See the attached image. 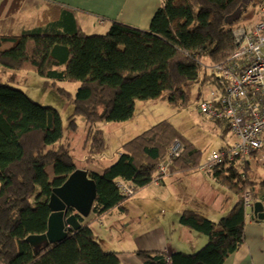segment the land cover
Masks as SVG:
<instances>
[{"label": "trees", "instance_id": "16d2710c", "mask_svg": "<svg viewBox=\"0 0 264 264\" xmlns=\"http://www.w3.org/2000/svg\"><path fill=\"white\" fill-rule=\"evenodd\" d=\"M240 3L162 0L145 31L113 21L105 35H87L70 13L20 35H0V264H120L119 253L105 251L90 225H82L85 219L81 216L78 231H69L66 240L39 255L26 241L31 235L47 232L53 190L63 186L79 167L60 112L36 103L9 82L3 83L2 76L9 72L8 79L13 81L19 72H29L47 83H79L73 99L66 89L58 88V92L75 104L69 127L76 130V117L85 120L86 162L90 164L106 146L98 124L133 119L137 101L166 96L171 104L184 107L188 84L211 82L218 87L215 74H202L204 65L212 69L233 57L237 50L234 28L253 18L264 0H252L242 18L228 25L225 18ZM19 9L18 3L11 6L10 19ZM250 9L254 14L247 16ZM216 122L229 128L228 123ZM177 140L184 149L179 158L171 159L169 150ZM122 149L118 162L103 174L88 173L97 185L92 211L97 218L113 210L126 213L127 201L155 183L161 164L170 163L168 174L187 171L199 167L202 156L168 121L125 142ZM48 166H53L52 178ZM207 173L237 196L235 208L218 222L196 211L184 212L180 224L207 236V245L194 254L139 251L144 264H224L243 247L244 196L255 183L249 179L247 167L227 161ZM119 179L133 184V197L120 189Z\"/></svg>", "mask_w": 264, "mask_h": 264}, {"label": "crops", "instance_id": "0c3cea01", "mask_svg": "<svg viewBox=\"0 0 264 264\" xmlns=\"http://www.w3.org/2000/svg\"><path fill=\"white\" fill-rule=\"evenodd\" d=\"M17 3L20 4V9L10 19L8 15L10 8ZM161 6L162 0H0V35H20L43 27L42 25L57 22L70 13L74 15L84 32V29L89 27L100 29L102 28L100 26L108 30L113 21L145 31L150 29L152 18ZM255 16L256 19L249 22L248 26L258 19V13ZM89 19L92 22L85 28L83 23ZM239 26H245L244 22L234 29ZM134 137L136 136H131L125 142ZM122 152L123 149L118 155L119 158ZM206 163L207 160L205 163L202 162L201 156L199 167L187 171H170L160 184L153 183L132 198L134 202L128 204L134 209V217L130 219L132 222L135 221L130 232L132 235L118 240L111 231L109 236L120 248L112 251L119 253L120 264H144L137 255L139 251L194 254L207 245V236L180 224L181 215L186 211H196L218 222L235 208L238 198L233 192L220 185L211 173L200 170V167ZM88 167L82 169L88 173L103 174L104 172ZM197 170L203 175L199 177L195 173ZM247 172L249 179L255 183L253 190L251 188L255 197L254 203L260 202L264 213V168L252 163L247 166ZM49 176L52 178L50 174ZM127 208L126 213L113 210L100 218L91 213L82 225H90L105 250L103 229L109 216L116 211L130 216V208L128 206ZM149 212L155 218L152 219V216L148 215ZM245 223V244L224 264H264V219L254 218L253 212V218H246Z\"/></svg>", "mask_w": 264, "mask_h": 264}, {"label": "rangeland", "instance_id": "374dc122", "mask_svg": "<svg viewBox=\"0 0 264 264\" xmlns=\"http://www.w3.org/2000/svg\"><path fill=\"white\" fill-rule=\"evenodd\" d=\"M260 8L261 5L256 8L257 12L255 14L259 13ZM253 14L252 9H250L247 16ZM254 19H256L255 15L253 18L251 16V19L249 18L247 21H244L245 26H248L247 24ZM91 22V19L86 20L83 26L86 28ZM100 27L102 28L94 29L93 27H89V29L84 30L88 35H105L109 31V29H103V26ZM202 74L212 76L213 70L211 66L204 65ZM8 75L9 72L2 76L1 80L3 83L6 84L9 82L8 84L24 91L36 103L43 106L55 107L60 112L64 123L65 135L71 142V154L75 158L79 169L87 168L89 164H87L86 158L88 157L89 151L88 148L85 147L87 132L85 120L83 117H76V130H72L69 127V120L75 112V104L73 100L65 98L58 92V88L66 89L72 93L73 99L75 98L74 96L80 84L67 82H57L53 84L54 82L50 80H48L49 82L47 83L45 78H42L36 73L29 72H19L17 78L13 81L8 79ZM214 89L215 84L211 82L205 84H188L185 88L187 102L184 107L171 104L166 96L159 100L137 101L133 119L127 122H103L98 124L97 128L103 131L102 134L105 138L106 146L105 150L98 154L96 161L88 168L92 167V169L104 171L111 167L118 162V155L122 150V145L125 140L131 138V136H138L163 121H168L182 138L193 144L196 149L202 150V162L205 163L214 153H219L222 148L230 147L235 142L232 131L226 125L223 127L220 126L216 121L202 115L198 110V106L202 101L211 99L210 93L214 91ZM47 171L54 177L53 166H48ZM195 173H197L199 177L203 175L199 174L200 171L198 170ZM191 194H193V191H191ZM131 199L126 203V208L127 206L130 208V216L116 211L112 216H109L106 222V227L103 229V246L107 251L120 250L114 240L109 237L111 231L118 240L132 235L130 232L135 225V221L132 222L130 220L134 217L133 206L128 205L134 202V200ZM136 212L138 214L137 209ZM148 215L150 217L152 216V219L155 218L150 212Z\"/></svg>", "mask_w": 264, "mask_h": 264}, {"label": "built area", "instance_id": "2783aa9c", "mask_svg": "<svg viewBox=\"0 0 264 264\" xmlns=\"http://www.w3.org/2000/svg\"><path fill=\"white\" fill-rule=\"evenodd\" d=\"M233 37L237 50L226 64L212 68L219 85L210 93L211 99L200 103L198 110L213 121L228 123L235 142L214 153L200 167L202 172L226 161L242 167L257 163L264 168V3L258 19L249 26L234 29ZM183 149V144L175 141L170 150L171 159L179 158ZM169 166L166 162L158 167L156 184L168 174ZM242 177L246 176L242 174ZM117 185L126 196L135 195L133 184L119 181ZM254 204L248 187L244 196L246 218H253Z\"/></svg>", "mask_w": 264, "mask_h": 264}, {"label": "water", "instance_id": "95a60500", "mask_svg": "<svg viewBox=\"0 0 264 264\" xmlns=\"http://www.w3.org/2000/svg\"><path fill=\"white\" fill-rule=\"evenodd\" d=\"M240 1L238 8L225 18L228 25L238 22L252 2V0ZM97 197L96 182L83 169H77L63 186L55 188L49 200L51 215L47 232L43 235H31L26 239L35 255H39L43 249L51 245L66 240L69 231H78L82 227L78 216L88 218ZM253 212L254 218L264 219L263 205L260 202L254 204Z\"/></svg>", "mask_w": 264, "mask_h": 264}]
</instances>
